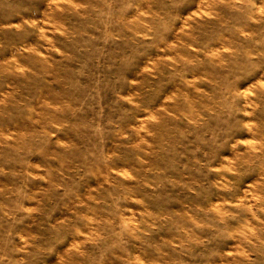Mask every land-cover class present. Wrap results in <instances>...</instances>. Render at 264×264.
Wrapping results in <instances>:
<instances>
[{"label": "rangeland", "instance_id": "obj_1", "mask_svg": "<svg viewBox=\"0 0 264 264\" xmlns=\"http://www.w3.org/2000/svg\"><path fill=\"white\" fill-rule=\"evenodd\" d=\"M0 264H264V0H0Z\"/></svg>", "mask_w": 264, "mask_h": 264}]
</instances>
